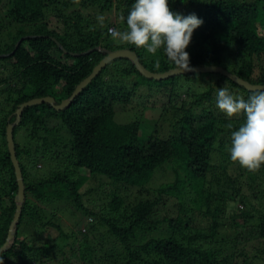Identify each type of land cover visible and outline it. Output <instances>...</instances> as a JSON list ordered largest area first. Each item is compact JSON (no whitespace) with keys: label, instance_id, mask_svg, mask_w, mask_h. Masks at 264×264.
Returning a JSON list of instances; mask_svg holds the SVG:
<instances>
[{"label":"trees","instance_id":"1","mask_svg":"<svg viewBox=\"0 0 264 264\" xmlns=\"http://www.w3.org/2000/svg\"><path fill=\"white\" fill-rule=\"evenodd\" d=\"M134 3L0 0V96L6 95L0 104V248L17 210L7 127L20 106L43 97L67 101L106 57L98 48L129 49L155 73L175 68L162 49L153 55L108 34L109 27L126 28ZM169 6L204 22L186 48L191 66L223 67L264 85V0H169ZM101 14L103 27L96 19ZM141 86L148 101L158 96L151 107L158 122L171 117L176 131L169 137L156 130L144 140L141 120L116 119L141 107L132 103ZM220 87L245 99L255 93L217 73L150 80L117 58L67 108L26 107L13 131L25 202L15 240L0 255L3 264H264V164L252 172L231 160V133L245 117L229 118L217 108ZM235 164L233 176L228 170ZM156 172L164 176L159 184L151 181ZM103 181L109 187L101 191ZM189 189L199 193L195 205L173 208L170 202ZM59 210L77 214L75 229L66 230Z\"/></svg>","mask_w":264,"mask_h":264},{"label":"clouds","instance_id":"2","mask_svg":"<svg viewBox=\"0 0 264 264\" xmlns=\"http://www.w3.org/2000/svg\"><path fill=\"white\" fill-rule=\"evenodd\" d=\"M97 21L104 26L106 17L98 15ZM123 19V18H122ZM203 20L195 13L187 16L174 12L169 0H135L126 17V28L108 29L115 41L144 48L155 55L163 50L177 72H190L189 47L194 30L202 26ZM155 67L159 68L157 63ZM216 106L227 117H245L239 129L231 133L230 158L249 171H257L264 164V91H257L247 99L234 96L227 87H220L216 93ZM231 129V123L226 125ZM0 264L3 259L0 258Z\"/></svg>","mask_w":264,"mask_h":264},{"label":"water","instance_id":"3","mask_svg":"<svg viewBox=\"0 0 264 264\" xmlns=\"http://www.w3.org/2000/svg\"><path fill=\"white\" fill-rule=\"evenodd\" d=\"M29 37V36H28ZM28 37L22 38L26 39ZM21 40V41H22ZM59 47L63 49L62 45L59 44ZM99 51L103 52L106 54V57L94 68L92 74L86 78L75 90L73 95L65 102L62 104H57L55 102V99L52 97H43V98H36L33 100H30L20 106V108L17 111V120L13 123L8 125L7 127V142H8V148L9 152L11 154V159L12 163L15 167V172H16V177L18 181V194L15 197V202L17 204V210L15 213L14 220L10 226L7 241L4 244L2 248H0V255L6 252L13 244L15 240V234H16V227L17 224L20 220V216L22 213L23 209V204L25 202V184H24V178L22 174V170L19 164V161L17 159L16 155V149H15V142H14V136H13V131L16 125L20 123L21 116L23 114V111L26 107L28 106H33V105H39V104H50L53 108L56 110H63L67 108L73 101V99L98 75V73L111 61L117 59V58H126L130 60L133 65L136 66L137 70L140 72L141 75H143L145 78L150 79V80H164L173 76H180V75H188V74H201V73H217L221 74L229 79H231L233 82L243 86L246 88L248 91H264V85H254L249 83L248 81H245L238 77L236 74H232L228 72L226 69L223 67H218V66H191L194 70L190 72H177L174 69H171L167 72L164 73H155L150 70H148L141 62L138 57V55L129 50V49H118V50H106V49H101L98 48ZM73 55L77 56V54L73 53ZM2 55H0L1 57Z\"/></svg>","mask_w":264,"mask_h":264},{"label":"rangeland","instance_id":"4","mask_svg":"<svg viewBox=\"0 0 264 264\" xmlns=\"http://www.w3.org/2000/svg\"><path fill=\"white\" fill-rule=\"evenodd\" d=\"M116 23H118L120 21L119 18H117ZM52 27H58L60 28V24H52ZM110 28V27H109ZM115 42L117 44H122V42L115 40ZM203 91V90H202ZM155 92V91H154ZM155 94V93H154ZM135 97H133L132 99V103L134 106H141L138 108H135L134 110H130L127 112H122L121 114H118L116 119L119 122H129L131 120L134 119H139L142 121V125H141V138L142 139H147L151 134H153V132H155L156 130H158V134L161 138H167L169 137L171 134H173V132H175V128L173 126V121L170 119L171 117H164L163 119H161L159 122V111H156L154 109H152L151 107H153L152 103L153 101L157 100L158 96H153V100L152 102L148 101L147 99L149 98L148 95V91L147 88L144 86H141L138 91H136V93L134 94ZM181 98L182 99H186L188 96L185 97L184 92L181 94ZM5 97L6 95L2 94L0 96V104H5ZM145 98V99H144ZM144 104L146 105L147 108H144ZM132 107V105L130 106ZM129 107V108H130ZM153 110V111H152ZM158 122V127L156 128V123ZM215 162V161H214ZM218 163V162H215ZM42 170V169H41ZM229 174L231 175H236L238 173V165H232L229 170H228ZM36 173L32 174V177L35 178ZM172 177V174L168 175L166 177V180H169V178ZM164 176L159 175L158 172L155 173L154 177L152 178V183L153 184H159L160 182H163ZM92 187H96L98 188V186H96V184L91 180V182L89 183ZM109 187L106 181L102 182V188L101 191H104V188ZM86 188H88V186L86 185ZM190 190V194H187V192H184V195H180L179 199H175V202H170V204L173 206V208H175V205L182 203V204H189L191 206H194V202L193 199L198 198L199 197V193H197L196 191H194L193 189H189ZM59 207H61L60 205H58ZM236 206L240 207V204H236ZM57 206H55L56 208ZM71 214H70V213ZM230 213H232V210L230 211ZM57 215L60 217V219L62 220L63 223H65V228L66 230H69L72 228L75 229V226L73 225L74 222L78 219V217L76 216L77 214L72 215V211H64L61 212L60 210L57 212ZM87 221L86 223H82L80 226V230L82 232H85V230H87ZM227 225L223 228V231H225L226 233H228L229 231L232 232L230 230V222L231 219L229 216H227V218L225 219ZM89 222V221H88ZM54 231V230H52ZM44 237V236H43Z\"/></svg>","mask_w":264,"mask_h":264}]
</instances>
